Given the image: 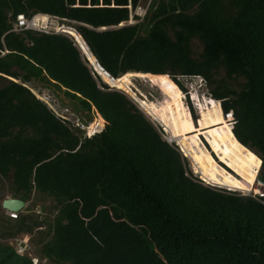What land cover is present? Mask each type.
<instances>
[{"label":"trees","instance_id":"1","mask_svg":"<svg viewBox=\"0 0 264 264\" xmlns=\"http://www.w3.org/2000/svg\"><path fill=\"white\" fill-rule=\"evenodd\" d=\"M138 2L0 0V181L24 204L34 194L52 203L47 221L26 206L16 220L1 216L0 239L26 234L32 242L33 231V254L47 264H264V197L194 180L176 147L123 93L93 78L67 36L11 31L18 14L73 22L113 79L96 68L104 82L185 138L209 130L215 145L226 139L232 162L244 166L256 155L259 170L243 168L239 176L258 171L264 183V0H150L140 20L119 27ZM184 77L201 78L216 100L198 125L183 103ZM134 79L152 82L169 101L141 98ZM38 85L79 121L90 120L92 106L105 121L102 132L87 139L62 124L31 92ZM221 111L231 112L232 128ZM201 160L216 169L204 154ZM0 264L31 263L0 243Z\"/></svg>","mask_w":264,"mask_h":264},{"label":"rangeland","instance_id":"2","mask_svg":"<svg viewBox=\"0 0 264 264\" xmlns=\"http://www.w3.org/2000/svg\"><path fill=\"white\" fill-rule=\"evenodd\" d=\"M149 1L150 0H139L137 6L143 9H146ZM141 15H142V12H137V11L136 13L131 12L129 15V19L125 23V25L135 24L136 19L133 18V16H136L138 19H141ZM61 24L62 22L58 21L57 23L58 28H60ZM67 24L71 26L70 28H72V26L75 25L71 23L70 24L67 23ZM63 26L66 27V25H63ZM191 49L194 53L199 52L200 47L196 41L191 42ZM178 80H179L180 86L183 88V91L180 90L182 94L183 103L189 109L193 123L195 125H198V122L201 119V113L205 111L206 109L211 108L216 100H213L210 97L208 91L205 89L204 83L201 78H198V77L185 78L184 77V78H179ZM99 81L105 84L107 87L109 86L112 87L111 85L107 84L101 79H99ZM133 88L141 96V98L149 102H153L157 105H161L169 101V97L162 91V89H160L158 86H156L155 84H153L152 82L148 80H144L142 82L138 79H134ZM36 89L37 90H31V92H33V94L36 97L40 98L44 103H47L51 107H53L54 111L58 115H62L66 117L69 123L74 122L75 119L71 116V113L69 111L66 113L62 111L63 108L60 107L61 105L59 103L58 105L55 102L54 95H53L54 93L51 90L48 91L46 89H43L39 85ZM113 90L120 91L121 93H123L134 104V106L137 107V109L143 114V116L147 119V121L151 123L153 127L156 130H158V132H160L161 139L164 141L165 140L169 141L170 145H173L176 147L177 151L180 153V155L184 159L187 172L194 178V180L199 181L202 185L209 187L211 189H214V190L226 192V190L216 188L218 187L216 185H220V182L217 179L222 180L224 184H227L226 186L235 185V184L236 185L238 184L239 186H241L240 182H242V178L239 176V172L243 168L246 169L247 167L248 169H250V167L253 169H258L257 168L258 163H257L256 156L252 152L251 153L253 154V159L251 160L250 157H247V159H249V162H246L244 166L241 162H232L234 160H232L229 157V152L226 149L227 148L226 144L230 148L229 142L226 139L225 140L222 139L223 141H219L220 145H215L213 142L214 141L213 137L209 135V132H208L209 130H205L200 133H197L198 135L197 138H194V139L185 138L178 129H176L173 126L167 125L166 120L162 115L153 114L154 116L153 119L150 116H148L147 113L145 112V109H143V107L142 108L139 107V103L136 102L138 100L137 98L115 87L113 88ZM55 96L59 100L60 103L62 102L66 103V100H64V98H62L60 94H58V96L57 95ZM210 131H213V130L211 129ZM193 135H196V134H193ZM215 136L219 140L220 137L218 136H221V133L219 132ZM222 148H223V152L221 150ZM202 154L205 155V158L208 159V162L210 161L216 165V169L212 168L211 166H208L201 160ZM220 154H221V157L219 156ZM219 159H221L223 162H221ZM225 163L229 165L230 167L232 166L234 169L236 167L237 172L234 173L231 169L230 170L228 169L229 172L232 173V175H229L228 173H226L223 170V167L227 169V166ZM221 171H223L224 173ZM246 171L248 170L246 169ZM209 182L211 183V186L213 187L208 186ZM7 188H8V183L5 181H0V203L4 198L9 196L7 192ZM228 190H231V189H228ZM233 192L240 196H245L247 193V191H242V190L241 191L234 190ZM25 206L28 208V211H27L28 214H33L35 216H40L38 214H41V216L44 218V221H47L46 218L48 217V215L51 214L50 208L52 207V203L50 202V200L44 199L41 196H38L36 194H34V196H32L31 199L25 203ZM41 208H44V210L42 211ZM21 212L23 215L24 212L22 210ZM1 216H3V214L0 208V217ZM31 240H32L31 249L33 251L34 245L38 242V238L36 237L33 231L31 233ZM43 264H47V263H43Z\"/></svg>","mask_w":264,"mask_h":264},{"label":"built area","instance_id":"3","mask_svg":"<svg viewBox=\"0 0 264 264\" xmlns=\"http://www.w3.org/2000/svg\"><path fill=\"white\" fill-rule=\"evenodd\" d=\"M127 9L130 12V6L127 7ZM137 12H142L141 17L144 15L146 9H143L139 6H137L134 9V13ZM131 13V12H130ZM47 19H49V23L48 26L46 28H41L40 23H38L36 26H34L32 24V20L34 19L33 17L31 19H26L23 15H16L15 16V20L14 23L11 26V31L18 33V32H23V31H27V30H31V31H36V32H41V33H45V34H63L61 28H58L57 23L58 21L63 22L65 20L63 19H59L56 17H51V16H46ZM63 24H61L60 27H62ZM73 42L75 45H77V47L82 50V48L80 47V44L76 42V38L75 36H73ZM85 65L89 68V66L85 63ZM90 69V68H89ZM92 74V73H91ZM93 75V74H92ZM113 88H111L109 86L108 90H112ZM48 107L52 110L53 114L61 121V122H65L67 121V118L62 116V115H58L53 107H51L49 104H47ZM66 111V110H64ZM91 120L88 123H84V122H79L78 120H75L71 127H73L74 129H76L77 131L83 133V136L85 138H90L95 134L100 133L105 125V122L100 119V117L98 116V114L96 113V111L94 110L93 107H91ZM224 118L225 120H227L229 122V124L232 127L233 124V118L231 115V112H227L224 114ZM255 189L252 190L250 196L260 200L264 197V183L260 182L258 180H255V185H254ZM5 216L10 219V220H14L17 218V214L14 212H9V211H5L4 212ZM13 248L15 250V252L17 254H23L24 252L29 250V246H28V240L27 238H15L13 240ZM33 263H36V260L33 261Z\"/></svg>","mask_w":264,"mask_h":264},{"label":"clouds","instance_id":"4","mask_svg":"<svg viewBox=\"0 0 264 264\" xmlns=\"http://www.w3.org/2000/svg\"><path fill=\"white\" fill-rule=\"evenodd\" d=\"M134 11V10H133ZM133 11H131L130 10V12H133ZM130 12H129V15H130ZM19 15V14H18ZM21 15V14H20ZM36 15H38V14H36ZM41 15V14H40ZM35 16V15H34ZM34 16H32L33 18H34ZM45 16H47V15H45ZM31 17V18H32ZM52 17V16H51ZM30 18V19H31ZM142 18V17H141ZM14 20H15V18H14ZM29 20V19H28ZM140 20V19H139ZM64 22H67V23H71V24H73V22H68V21H63L62 23H64ZM14 23V22H13ZM12 23V24H13ZM12 24H11V26H12ZM120 25V24H119ZM125 25V23H123V26ZM130 25H133V24H130ZM67 27V26H66ZM69 29H72V28H70L69 27ZM31 31V30H30ZM72 31L80 38V36L76 33V31L74 30V29H72ZM36 32V31H35ZM15 33V32H14ZM19 33V32H18ZM41 33V32H40ZM63 35H65V36H67L72 42H73V36H70L69 34H67V33H64L63 32ZM80 40H81V38H80ZM74 43V42H73ZM81 43H82V45L84 46V43H83V41L81 40ZM75 45V44H74ZM76 46V48L79 50V52H80V54H81V56L83 57V59H84V64L86 63L88 66H89V64H88V62H87V58H86V56L84 55V53H83V51L82 50H80L78 47H77V45H75ZM85 47V46H84ZM86 51H87V49H86ZM88 52V51H87ZM3 54V52H1V55ZM89 54V53H88ZM95 60V59H94ZM98 65V64H97ZM86 66V65H85ZM87 67V66H86ZM88 68V67H87ZM89 68H90V66H89ZM88 68V69H89ZM90 70V72L93 74H91L92 76H93V78L95 79V76L96 77H98V79H101V78H99V76L95 73V72H93V70L90 68L89 69ZM95 75V76H94ZM108 75V74H107ZM109 76V75H108ZM7 79H9L10 81H13V80H11V78L9 77V78H7ZM14 82V81H13ZM16 83V82H15ZM17 84H21V83H17ZM23 86H25V87H27L28 88V86H26V85H24V84H22ZM175 85V84H174ZM176 86V85H175ZM177 87V86H176ZM109 88V87H108ZM178 88V87H177ZM113 90V89H112ZM178 90H180L179 88H178ZM181 92V91H180ZM33 93V92H32ZM34 95V94H33ZM35 96V95H34ZM36 97V96H35ZM39 101H41L43 104H45L46 105V107L51 111V113L53 114V112H52V110L48 107V105H47V103H44L40 98H38V97H36ZM57 104H58V101H55ZM59 105V104H58ZM61 108H63V110L62 111H64V110H66V111H64L65 113L66 112H70V110L67 108H65V107H62V106H60ZM92 107V106H91ZM91 107H90V112H91ZM95 110V109H94ZM96 111V110H95ZM71 113V112H70ZM97 113V112H96ZM98 114V113H97ZM224 114L225 113H223L222 111H221V115H222V117L224 118ZM54 115V114H53ZM91 115V114H90ZM55 116V115H54ZM71 116L75 119V120H78L77 119V117L75 116V115H73L72 113H71ZM98 116H99V114H98ZM56 117V116H55ZM100 117V116H99ZM57 118V117H56ZM58 119V118H57ZM100 119H102L101 117H100ZM225 119V118H224ZM59 120V119H58ZM74 120V121H75ZM90 120H91V118H90ZM89 120V121H90ZM103 120V119H102ZM60 121V120H59ZM79 121V120H78ZM88 121V122H89ZM104 121V120H103ZM61 122V121H60ZM79 122H84V121H79ZM88 122H84V123H88ZM105 122V121H104ZM62 124H64V125H66V126H68L69 128H71L72 130H75V131H77L76 129H74L73 127H71V125H72V123H69L68 122V119H67V121H65V122H61ZM105 126V125H104ZM104 129V128H103ZM79 132V131H78ZM102 132V131H101ZM100 132V133H101ZM79 133H81V132H79ZM82 135H83V133H81ZM99 134V133H98ZM95 135H97V134H95ZM95 135H93V136H95ZM92 136V137H93ZM92 137H90V138H92ZM90 138H87V139H90ZM256 156V155H255ZM257 157V156H256ZM258 158V157H257ZM259 159V158H258ZM223 169L226 171V172H229V170H227L226 168H224L223 167ZM259 170V169H258ZM258 172V171H257ZM256 176H257V174H256ZM201 180V179H200ZM255 180H257L256 179V177H255ZM255 180H254V183H255ZM197 181V180H196ZM202 181V180H201ZM259 181V180H258ZM197 182H199V181H197ZM261 182V181H260ZM200 183V182H199ZM201 184V183H200ZM208 185V184H207ZM255 185V184H254ZM204 186V185H203ZM208 186H210V187H213V186H211V184H209ZM206 187V186H205ZM209 188V187H208ZM216 188H219V189H222V190H226V192L227 193H234L233 191L234 190H228V189H226V188H223V187H216ZM211 189V188H210ZM212 190H214V189H212ZM215 191H219V190H215ZM222 192V191H221ZM251 192H252V190H249V191H247V193H246V195L244 196V197H251L250 196V194H251ZM240 196V195H239ZM6 198H12L10 195L8 196V197H6ZM251 198H253V197H251ZM5 199V198H4ZM3 199V200H4ZM13 199H15V198H13ZM255 199V198H254ZM255 200H257V199H255ZM261 200V199H260ZM260 200H258V201H260ZM261 202V201H260ZM263 205H264V202H261ZM1 204V203H0ZM24 207H25V204H24ZM24 207L21 209V210H23L24 209ZM1 208V207H0ZM2 210V209H1ZM21 210L20 211H18V212H14V213H16L17 214V218H18V213H21ZM4 212H5V210H2V214H3V216L4 217H6L5 216V214H4ZM7 218V217H6ZM16 218V219H17ZM16 219H14V220H16ZM38 229H43V227L42 226H40ZM15 238H27V240H28V246H29V250L28 251H26V252H24L23 254H17L16 252H15V250H14V248H13V240L15 239ZM0 243L1 244H5V245H7V246H9L10 248H12V250H13V252L15 253V255H17V256H20V257H26V258H28L29 259V261H30V263L31 264H43V263H46V261L44 260V259H38L34 254H33V251H32V249H31V242H30V236H28V235H26V234H19V235H17V236H15L14 238H4V239H0ZM34 260H36V263H33V261Z\"/></svg>","mask_w":264,"mask_h":264},{"label":"bare ground","instance_id":"5","mask_svg":"<svg viewBox=\"0 0 264 264\" xmlns=\"http://www.w3.org/2000/svg\"><path fill=\"white\" fill-rule=\"evenodd\" d=\"M37 17H45V19H44V21L42 22V23H40V25H41V28H46L47 26H48V21H49V19H47L46 18V16L45 15H40V14H38V15H35L34 16V19L32 20V24L34 25V26H36L38 23H35V19L37 18ZM61 28V30H62V32H64V33H66V31H68V29L69 28H67V27H64V26H62V27H60ZM68 34V33H67ZM70 36H75V38H76V42L77 43H79V44H81L82 45V43H81V41H80V39L78 38V36L76 35V34H69ZM85 52L87 53V55H86V58H87V62H88V64H89V66H90V68L93 70V72H95L98 76H99V78H101V80L102 81H104L103 80V77L99 74V72L97 71V69H98V67L96 66V65H94V63H93V61L92 60H94V58L90 55V54H88V52L85 50ZM88 56V57H87ZM93 58V59H92ZM92 59V60H91ZM97 68V69H96ZM100 72H101V70H100ZM102 73V72H101ZM103 75H104V73H102ZM105 76V75H104ZM107 76V75H106ZM111 88H114V87H111ZM139 103H140V101H138ZM230 125V124H229ZM230 127H231V125H230ZM232 128V127H231ZM213 160V159H212ZM221 162H223L221 159H219ZM226 164V163H225ZM226 166H227V170L229 169H231L234 173H236L237 172V168L235 167V169L231 166H229V165H227L226 164ZM213 168V167H212ZM215 169V168H214ZM222 169V168H221ZM224 170V169H223ZM225 171V170H224ZM221 172H223V171H221ZM226 172V171H225ZM224 173V172H223ZM226 173H228L229 175H232V173L231 172H226ZM258 172H251L250 173V176H249V178H243V177H241L242 178V184H241V186L238 188V190H242V191H249V190H254L255 189V187H254V180H255V177H256V174H257ZM219 182H220V185H216V186H219V187H223V188H226V189H231V190H234V188H232V186L230 185V186H226L227 184H224V182L222 181V180H219V179H217ZM208 184H211L210 182L208 183ZM222 184V185H221ZM213 185H215V184H213ZM245 186H246V188H248V189H246L245 188ZM235 189H237V188H235Z\"/></svg>","mask_w":264,"mask_h":264},{"label":"water","instance_id":"6","mask_svg":"<svg viewBox=\"0 0 264 264\" xmlns=\"http://www.w3.org/2000/svg\"><path fill=\"white\" fill-rule=\"evenodd\" d=\"M121 26H123V23H121L119 25V27H121ZM99 30H105V28H101ZM80 47L82 48V51H83L84 55L86 56L87 53L84 51V50H86V48L83 45H81V44H80ZM94 62L96 64V66L98 67V65H97L95 60H94ZM98 69L101 70L102 73L107 75L100 67H98ZM108 77L111 78L110 76H108ZM165 142L167 144H169V141L165 140ZM0 207H1L2 210H5V211L18 212L24 207V203L21 200H18V199L5 198L4 200L1 201Z\"/></svg>","mask_w":264,"mask_h":264},{"label":"crops","instance_id":"7","mask_svg":"<svg viewBox=\"0 0 264 264\" xmlns=\"http://www.w3.org/2000/svg\"><path fill=\"white\" fill-rule=\"evenodd\" d=\"M11 80H13V81L16 82V83H21V82H19V81L14 80V79H11Z\"/></svg>","mask_w":264,"mask_h":264}]
</instances>
